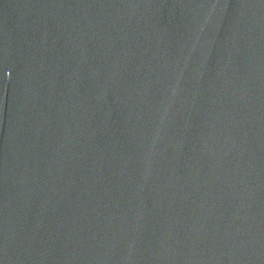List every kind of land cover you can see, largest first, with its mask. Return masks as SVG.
Masks as SVG:
<instances>
[{"label":"water","instance_id":"95a60500","mask_svg":"<svg viewBox=\"0 0 264 264\" xmlns=\"http://www.w3.org/2000/svg\"><path fill=\"white\" fill-rule=\"evenodd\" d=\"M0 264H264V0H0Z\"/></svg>","mask_w":264,"mask_h":264}]
</instances>
